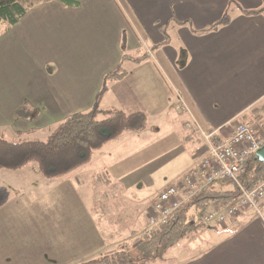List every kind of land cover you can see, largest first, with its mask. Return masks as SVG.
I'll list each match as a JSON object with an SVG mask.
<instances>
[{
	"label": "crops",
	"instance_id": "obj_1",
	"mask_svg": "<svg viewBox=\"0 0 264 264\" xmlns=\"http://www.w3.org/2000/svg\"><path fill=\"white\" fill-rule=\"evenodd\" d=\"M231 1L240 8L210 29ZM263 6L264 0L40 3L0 34V136L45 140L37 134L90 109L105 76L124 68L107 81L100 101L147 117L141 129L103 144L123 151L103 167L116 188L104 192L120 199L121 213L136 202L142 226L157 193L206 153L195 124L221 127L225 137L230 122L262 123L252 109L264 101V12H247ZM71 174L45 176L36 162L0 168V264L85 262L110 254L109 238L118 246L138 238L117 240L119 223L101 222L97 213L93 177ZM202 228L182 239L181 252L151 264H264V205L261 214L245 210L224 227Z\"/></svg>",
	"mask_w": 264,
	"mask_h": 264
},
{
	"label": "trees",
	"instance_id": "obj_2",
	"mask_svg": "<svg viewBox=\"0 0 264 264\" xmlns=\"http://www.w3.org/2000/svg\"><path fill=\"white\" fill-rule=\"evenodd\" d=\"M49 1L52 0H0V26L5 29L11 28L34 6ZM63 1L74 5L78 3V0ZM261 12H264V6L258 10L248 11L247 14ZM226 17L227 13L210 29L226 24L228 22ZM124 72L119 67L108 73L93 106L60 121L45 140L10 141L0 136V168L18 169L30 162H36L45 176L66 173L82 164L92 149L100 147L127 129H141L147 117L143 111L130 113L122 108H113L108 111L110 115L99 118L101 113L99 100L108 89L107 81L121 77ZM252 111L259 112L256 116L262 120L259 124L264 126V101ZM106 128L109 133L101 131ZM263 180L264 164L252 154L245 159L244 171L237 180H218L204 188L180 209L174 211L168 222L152 235L144 234L136 239L132 247L123 245L116 252L81 264H146L153 261L184 237L196 236L195 228L203 223L201 214L206 210L238 196L241 193L240 185L252 189ZM193 207L200 215L199 222L190 218L189 210Z\"/></svg>",
	"mask_w": 264,
	"mask_h": 264
},
{
	"label": "built area",
	"instance_id": "obj_3",
	"mask_svg": "<svg viewBox=\"0 0 264 264\" xmlns=\"http://www.w3.org/2000/svg\"><path fill=\"white\" fill-rule=\"evenodd\" d=\"M197 130L207 142V151L187 170L177 183L163 188L153 199L152 207L156 213L150 217L147 235H152L166 224L172 213L193 198L198 192L212 183L223 180H237L244 171L245 159L264 145V126L241 120L228 123V134L221 136V127ZM241 193L222 204L209 209L202 215L204 223L224 227L230 218L245 210L261 214L264 205V180L252 189L240 185Z\"/></svg>",
	"mask_w": 264,
	"mask_h": 264
},
{
	"label": "rangeland",
	"instance_id": "obj_4",
	"mask_svg": "<svg viewBox=\"0 0 264 264\" xmlns=\"http://www.w3.org/2000/svg\"><path fill=\"white\" fill-rule=\"evenodd\" d=\"M239 8H240V5L237 1H231L230 5L228 6V8L226 10L227 11V17L226 18H228L236 9H239ZM8 29H10V28H8ZM8 29L7 28L5 29L3 26H0V34L2 33V31H6ZM48 71L53 72V68L51 65L48 67ZM99 108L101 110V113L99 114V118H103L105 116L110 115V113H108V111L113 109L112 107L107 108V106H105L104 102H101L100 100H99ZM47 134H50V133H47ZM47 134L45 136L37 134V136H38V138H41V139L45 138L46 139L48 136ZM29 138H31V137L26 136V135L24 137L22 135H18L14 139H11V137H8V140L22 141V140H29ZM110 140H108V141H110ZM122 152L123 151H120L119 154H123ZM119 154L116 151V147H113V145H101L98 148L92 149L89 157L82 164H80L79 166L73 168L72 170H70L66 173L57 174V176H61V175L66 176L65 174H71L72 173L71 175L77 174V175H80L83 179H86V176H89V179L93 177L94 183H95V188H96L95 189V192H96L95 205H96V210L98 209L97 213L100 217L101 222H103V220H104L103 217H109V218H111V220L117 221L119 223L120 229H118V231L116 230V234L118 236L117 240L119 239V235H120V237H121V235H124L125 238H128L129 235H134L137 233H138L137 237L139 238V237L143 236L144 234H146V229L148 227L150 217H153L156 215V213L153 211V207H152V211L148 214V221L146 223L144 222L142 224V226H140L139 225L140 223H137L136 221L138 219L137 216H138V214H140L141 210H139L136 202L130 203L131 198H129V199L125 198L126 200H128V202L130 204L128 205L127 211L125 213H121L120 212L121 211L120 206L119 207L116 206L117 203H120V199H118V201L116 199H110V197L108 198L105 194L107 189H110L111 193L113 194V191L116 190V188L113 185H111L109 182L106 181L107 180L106 179L107 174H106V172L103 171V167L104 166L106 167V165L109 166V164H111L113 162V160H115ZM84 174H86V176ZM152 188H153V191H157L159 189L158 186H152ZM147 190H148V188H145L140 194V195H143V197H142V199H143L142 203L143 204H145V202H146L145 198L147 199V196H146ZM108 193H109V190H108ZM112 194H110V195H112ZM152 201H151V205H152ZM223 202H225V201H223ZM223 202L219 203L218 205L222 204ZM218 205H215L214 207H216ZM107 207H109L108 211H107ZM135 208H136V210H135ZM211 208H213V207H211ZM28 209L29 208H27V211H28ZM207 211H209V209L206 210L204 213H206ZM97 213H96V217L98 216ZM204 213L201 214V217ZM32 214H33V212H32ZM189 215H190V218L196 220V222H199L198 220H199L200 215L197 212V210H195L194 207L189 210ZM79 216L80 217L82 216L81 212L79 213ZM15 217L19 218V216H17V215H15ZM198 225H199V227L201 226V227H203L202 229H204L205 225H209V224L205 223V225L203 226V224L200 223ZM132 228H134V232L131 231ZM108 233H113V232L110 231ZM202 233H203V230L199 234L198 238L203 239L205 237L204 234H202ZM188 237H191V235L184 237L183 240L187 241L188 239H185V238H188ZM109 239H110V242H108L105 246L110 245V243H111L112 244V246H111L112 252L111 253H113V252H116L117 250L121 249V246H123V245L124 246L128 245V246L132 247L133 244L136 242L137 238L133 239V240L126 239L127 242L122 241L120 246H118L116 243H114L116 239H114V240H111V238H109ZM183 240H180V241L176 242L175 244H173L171 247H169V249L165 253L169 255V254L181 252V250L183 248ZM81 263L82 262L80 259V261H78V263L73 262L72 264H81ZM151 263H152V261H150L146 264H151Z\"/></svg>",
	"mask_w": 264,
	"mask_h": 264
},
{
	"label": "water",
	"instance_id": "obj_5",
	"mask_svg": "<svg viewBox=\"0 0 264 264\" xmlns=\"http://www.w3.org/2000/svg\"><path fill=\"white\" fill-rule=\"evenodd\" d=\"M101 131L109 133V130L107 128L102 129ZM255 155L264 164V145L255 152Z\"/></svg>",
	"mask_w": 264,
	"mask_h": 264
}]
</instances>
